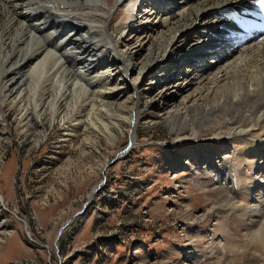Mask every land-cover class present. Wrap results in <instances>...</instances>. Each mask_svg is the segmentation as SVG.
<instances>
[{"label": "bare ground", "instance_id": "6f19581e", "mask_svg": "<svg viewBox=\"0 0 264 264\" xmlns=\"http://www.w3.org/2000/svg\"><path fill=\"white\" fill-rule=\"evenodd\" d=\"M7 104L38 134L44 118L59 122L62 142L93 129L114 143L125 123L132 145L142 118L239 145L218 205L264 264V0H0V137ZM194 152L215 175L227 162ZM247 256L237 264H258Z\"/></svg>", "mask_w": 264, "mask_h": 264}, {"label": "rangeland", "instance_id": "374dc122", "mask_svg": "<svg viewBox=\"0 0 264 264\" xmlns=\"http://www.w3.org/2000/svg\"><path fill=\"white\" fill-rule=\"evenodd\" d=\"M123 5L111 28L135 10L131 2ZM4 111L0 264H237L246 254L262 263L229 232L230 212L218 205L223 194L214 185L236 181L240 164L230 157L239 145L212 138L207 129L187 139L189 129L177 133L163 119L142 118L132 145L125 123L113 128L114 143L93 129L62 142L59 122L44 118L38 134L18 125L15 108L7 104ZM195 144L225 156L228 165L217 166L215 175L195 155Z\"/></svg>", "mask_w": 264, "mask_h": 264}, {"label": "water", "instance_id": "95a60500", "mask_svg": "<svg viewBox=\"0 0 264 264\" xmlns=\"http://www.w3.org/2000/svg\"><path fill=\"white\" fill-rule=\"evenodd\" d=\"M98 186H99V185H98ZM98 186H97V188H98ZM97 188H96L95 190H93V194H92V195H94L95 192L98 191ZM91 199H92V198H88V199H87V201H86V203L84 204L83 208H82L78 213H76L75 216H77V215H79V214H81V213L84 212V210L86 209V207L90 204ZM64 226H65V225H63V226L59 229V231H58V233H57V236H56V238H55V241H57V239L59 238V236H60V234H61V232H62ZM54 243H56V242H54ZM54 247L57 249L56 244H54Z\"/></svg>", "mask_w": 264, "mask_h": 264}]
</instances>
